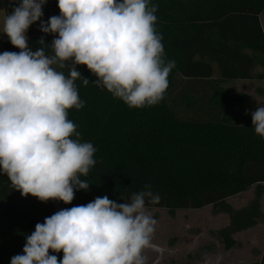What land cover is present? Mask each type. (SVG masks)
Listing matches in <instances>:
<instances>
[{"label": "trees", "instance_id": "16d2710c", "mask_svg": "<svg viewBox=\"0 0 264 264\" xmlns=\"http://www.w3.org/2000/svg\"><path fill=\"white\" fill-rule=\"evenodd\" d=\"M21 0H5L6 15ZM157 5L155 28L162 36L165 60L175 62L164 99L154 106L129 108L106 88L97 86L84 65L75 81L84 106L68 111L81 142L97 149L95 165L82 180L89 189L75 190L71 204L39 201L16 191L0 173V240L12 241L16 225L29 235L31 219L86 205L96 197L124 203L146 184L160 196L146 208L178 210L212 206L229 215L230 223L218 234L227 250L237 243L234 235L264 218V138L255 133L246 93H229L223 82L264 79V0H150ZM60 14L57 0L43 6V21ZM28 29V45L38 50L41 37L50 45L53 34ZM260 67L262 72L256 74ZM216 69L219 77L215 76ZM65 75H67V70ZM73 139H76L73 136ZM254 188L256 197L233 209L231 197ZM22 242L0 256V264L23 254ZM63 258V253H51ZM259 264H264V251Z\"/></svg>", "mask_w": 264, "mask_h": 264}, {"label": "clouds", "instance_id": "9594fccd", "mask_svg": "<svg viewBox=\"0 0 264 264\" xmlns=\"http://www.w3.org/2000/svg\"><path fill=\"white\" fill-rule=\"evenodd\" d=\"M46 3L21 0L0 28L20 49L0 53V173L23 197L71 204L75 190L89 189L81 177L95 165L97 151L80 141L68 119L70 109L84 106L75 81L89 84L76 66H86L97 86L129 108H143L164 99L175 62L165 60L157 5L150 0H57L60 14L45 22ZM37 21L54 39L45 45L41 37V47L32 51L27 31ZM251 115L255 133L264 138V106ZM124 201L98 196L46 217L11 264H146L157 224L146 201L158 204L160 196L146 184Z\"/></svg>", "mask_w": 264, "mask_h": 264}, {"label": "rangeland", "instance_id": "374dc122", "mask_svg": "<svg viewBox=\"0 0 264 264\" xmlns=\"http://www.w3.org/2000/svg\"><path fill=\"white\" fill-rule=\"evenodd\" d=\"M5 16V0H0V28ZM261 23L264 29V14L261 15ZM7 41V36L0 33V53L4 51V43ZM262 71L260 67L255 69L256 74ZM215 76L219 77L217 69ZM223 86L229 93L248 94L249 103L255 109L264 106V79L226 81ZM261 195L264 210V191ZM255 197L256 191L252 188L227 202L236 210ZM145 210L157 220L153 247L145 249L144 252L146 264H217V257H220L218 264L260 262L264 251V218L260 219L259 226L235 234L233 237L237 244L227 250L218 232L229 225V215L215 210L212 206L196 210H178L175 213L158 208ZM26 234L24 226L18 223L12 241L6 243L0 240V256L13 249L19 241L22 242L23 248Z\"/></svg>", "mask_w": 264, "mask_h": 264}, {"label": "water", "instance_id": "95a60500", "mask_svg": "<svg viewBox=\"0 0 264 264\" xmlns=\"http://www.w3.org/2000/svg\"><path fill=\"white\" fill-rule=\"evenodd\" d=\"M4 51H10V52H19L20 49L14 47L10 41H7L4 43ZM3 51V52H4ZM44 222V219H31L30 222H29V235H31L32 232L35 231V226L37 223H43Z\"/></svg>", "mask_w": 264, "mask_h": 264}, {"label": "crops", "instance_id": "0c3cea01", "mask_svg": "<svg viewBox=\"0 0 264 264\" xmlns=\"http://www.w3.org/2000/svg\"><path fill=\"white\" fill-rule=\"evenodd\" d=\"M247 192V191H246ZM243 193H245V192H243ZM243 193H240V194H243ZM240 194H238V195H240ZM238 195H236V196H238ZM235 197V196H234ZM231 198H233V197H231ZM230 199V198H229ZM228 199V200H229ZM227 200V201H228ZM247 205V203L245 204V205H243L242 207H244V206H246ZM242 207H240V208H242ZM240 208H238V209H240ZM263 211V213H264V210H262ZM261 223V222H260ZM260 223H258L256 226H254V227H252V228H255V227H257V226H259L260 225ZM251 228H249V229H247V230H250ZM246 230H244V231H241V232H238V233H236V234H240V233H242V232H245Z\"/></svg>", "mask_w": 264, "mask_h": 264}]
</instances>
